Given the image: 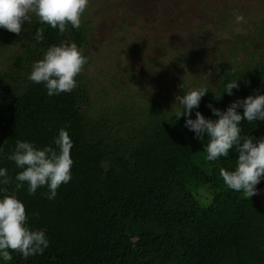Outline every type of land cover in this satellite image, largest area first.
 Returning a JSON list of instances; mask_svg holds the SVG:
<instances>
[{"label":"trees","instance_id":"trees-1","mask_svg":"<svg viewBox=\"0 0 264 264\" xmlns=\"http://www.w3.org/2000/svg\"><path fill=\"white\" fill-rule=\"evenodd\" d=\"M255 24L256 41L264 44V15ZM41 27L44 40L37 41ZM90 32V23L83 21L79 30L69 25L61 34L35 16L31 24L25 22L20 35L7 31L6 47L18 51L8 67L0 59V168H7L13 183L8 193L0 192V199L15 194L26 205L30 228L42 230L49 239L43 254L24 259L12 253L8 263L264 264V206L256 195L245 198L227 188L219 174L221 167L235 170L239 153L232 149L228 157L207 161V137L196 138L185 127L188 117L177 120L175 115L182 110L175 97L191 89L209 90L192 110V119L197 111L218 119L209 104L226 111L238 99L264 95V51L244 44L247 61L232 69L215 68L216 83L198 74L201 84L196 88L187 85L196 58L180 53L160 60V67L183 84L176 89L173 80L165 83L162 88L173 89L172 94L157 91L149 96L141 76L127 69L126 84H116L114 103L107 95L115 90L100 97L98 90L92 94L84 72L71 93L53 96L43 83L28 79L33 63L54 44L74 42L89 60L84 48ZM233 80L239 88L218 101L215 94H223ZM98 100L101 105L95 109ZM237 111L243 114V108ZM240 127L242 137L251 136L254 142L264 138V121L245 120ZM61 128L73 141L71 181L51 200L46 187L35 195L28 193L26 184L16 190L15 176L22 169L7 156L17 140L37 149L56 148Z\"/></svg>","mask_w":264,"mask_h":264},{"label":"clouds","instance_id":"clouds-1","mask_svg":"<svg viewBox=\"0 0 264 264\" xmlns=\"http://www.w3.org/2000/svg\"><path fill=\"white\" fill-rule=\"evenodd\" d=\"M90 0H0V28L20 35L25 22L32 23L35 16L39 23L59 29L61 34L68 31V26L79 30L82 18L88 9ZM237 23L244 21L238 12ZM44 28L36 31V40H44ZM89 63L83 50L76 43L61 42L47 49L42 59L32 65L28 79L34 83H43L49 96L71 93L77 86V77ZM208 75H211L209 73ZM183 88V84L181 85ZM239 83L233 80L227 83L223 94H215L219 101L223 95H233ZM208 88L191 89L175 97L182 110L175 113L177 120L187 116L185 127L195 132L196 138L205 140L206 160L215 162L221 157H228L230 150L239 153L235 170L221 167L220 177L225 186L233 191L242 192L245 198L258 195L257 185L264 179V138L254 142L251 136H241V123L264 121V95L248 96L234 101L226 111H221L209 104L208 107L218 117L207 119L197 111L192 119V110L199 108ZM175 103V104H176ZM174 104V105H175ZM243 108V114L237 109ZM51 146L37 149L32 143L17 140L15 150L7 159L15 162L22 169L15 176V189L27 185V191L35 195L38 188L46 187L49 200L54 199L61 185L72 179L71 169L74 161L71 157L73 141L69 132L61 128ZM58 149V150H57ZM13 183L7 168H0V192L8 193V186ZM49 247V239L42 230H32L26 205L15 194H5L0 199V258L11 261L12 253L21 254L24 259L43 254Z\"/></svg>","mask_w":264,"mask_h":264},{"label":"rangeland","instance_id":"rangeland-1","mask_svg":"<svg viewBox=\"0 0 264 264\" xmlns=\"http://www.w3.org/2000/svg\"><path fill=\"white\" fill-rule=\"evenodd\" d=\"M237 12L244 16L243 22H236ZM263 15L264 0H90L82 18L91 28L84 48L90 56L85 80L94 88L92 94L98 90L100 97L104 91L118 90L116 84L125 85L124 74L132 69L149 87V96L157 91L172 94L173 89L162 86L173 80L174 87L181 89L180 78L165 72L159 61L183 53L198 60L188 70L187 85L201 84L198 74L216 83L215 68L230 65L232 69L250 58L241 46L264 51V44L255 38V23ZM6 35L7 30L0 28V59L8 67L18 50L6 47ZM237 38L243 42L238 44ZM116 94L115 90L107 95L110 103ZM100 105L101 101H94L93 107ZM258 192L264 206V182ZM0 264L9 263L0 258Z\"/></svg>","mask_w":264,"mask_h":264}]
</instances>
